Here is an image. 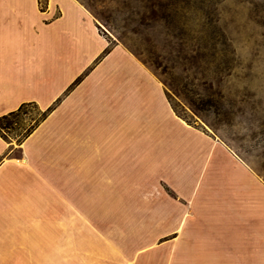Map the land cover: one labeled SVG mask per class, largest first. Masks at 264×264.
I'll return each mask as SVG.
<instances>
[{"label": "rangeland", "instance_id": "1", "mask_svg": "<svg viewBox=\"0 0 264 264\" xmlns=\"http://www.w3.org/2000/svg\"><path fill=\"white\" fill-rule=\"evenodd\" d=\"M76 1L108 43L96 62L116 45L125 48L160 83L176 115L201 138L208 137V142L196 141L210 152L214 142L224 145L248 170L249 180L226 175L223 169L229 165L223 157L210 160V174H199L210 154L204 161L198 153L184 160L185 152L196 150L179 142L177 160L161 153L158 160L146 162L142 177L130 172L123 183L127 192L103 190L100 178L91 184L84 176L80 191L73 192L76 162L66 159L72 145L54 142L38 154L26 152L25 133L45 110L29 104L3 120L0 130V264H178L185 258L174 256L175 250L196 248L208 249L209 257L191 259L208 264H230L232 259L235 264H264V0ZM46 5L42 10L40 0H0V42L47 45L43 52L51 65L64 25L50 24L60 10L46 14L50 0ZM100 42L94 43L96 49ZM64 53L58 80L38 81L35 72L28 74L33 77L17 82L12 100L0 103V113L22 96L50 98L81 72L65 91L87 74L74 99L115 91L141 97L156 89L137 80L141 72L122 49L111 51L92 70L93 62H83L88 51L65 48ZM17 61L14 66L22 64V58ZM124 76L130 80H121ZM67 109L68 104L59 107L30 147L63 123ZM98 131L103 138L104 126ZM153 147L145 144V151ZM41 173L55 180L69 177L66 192L57 191L63 186L52 187ZM228 248H239L243 255L211 257V249Z\"/></svg>", "mask_w": 264, "mask_h": 264}, {"label": "crops", "instance_id": "2", "mask_svg": "<svg viewBox=\"0 0 264 264\" xmlns=\"http://www.w3.org/2000/svg\"><path fill=\"white\" fill-rule=\"evenodd\" d=\"M55 9H59L60 13L49 21L50 24L54 25L61 22L64 26L62 31L63 35H59V38H57L56 47L58 53H54V56L52 55L53 64L49 65L50 57L47 52L46 54L43 52L44 46L47 45L40 44L37 47L38 44L32 42H27L26 44H15L10 41L0 42V103L11 101L12 95L10 93H12L11 91L15 88L17 82L20 80L23 82L27 81L29 79L28 77L31 79L33 76H29L28 74L32 72H35L37 76L34 79L38 81L58 80L60 74L64 72L65 48L72 50V53L77 49L80 52L81 50L88 51V53H84L85 60L83 62L85 66L93 62L90 70L97 67L105 57L109 56L111 51L122 49L123 53H125L124 55L141 72L137 76V80L142 82L146 81L152 85L150 86L151 88L154 87L156 89L151 94L146 95L149 97L148 100L145 98V95L141 97L140 95L129 97V93L127 92L126 94L125 91H115V94L104 95L97 93L93 98L92 94L91 96L90 94H85L83 99H74L76 95L75 89L86 79L87 74L74 89L68 93H65V91L71 81L75 80L82 73L80 71L81 73L79 72L80 74L78 76L76 74L67 79L62 85L61 90L54 93L50 98L40 97V95H26L12 101L13 104L8 109L3 110L0 116L18 109L24 102H36L42 109H47L54 105V109L50 114L24 139V146L28 155L38 154L41 149L54 142L56 145H72L73 150L71 156H68L66 159L76 162L74 164L75 168H73L76 174L70 179L72 183H76V187L71 190L73 192L80 191L83 176V180H88L91 184H96L98 182L97 178H100L99 182L101 185L103 183L105 187L103 190L127 192L129 186L123 183L128 182L126 176L130 172L138 173L142 177L146 168V162L158 160L161 157V153H169L173 159L177 160L176 145L179 142L185 146L188 144L190 150L191 148L196 150V152L192 153L185 152L184 160H193V158H196L192 157L193 154L197 155L198 153L204 161L206 160L204 155L210 154V158L206 161V168L203 165L204 168L199 174L207 175L211 172L209 166L210 160L212 159V164L218 162L223 157V160L227 162L226 164L230 168L223 169L226 175L231 177V179L241 178L245 181L249 180L248 170L242 167L243 165L240 159L224 145L214 142L210 152L206 146L204 147L201 144V141L199 143L196 141L202 136L176 115L160 83L125 48L116 45L96 62L105 53L108 43L98 32V27L94 19L84 6L76 0H50V8L46 14H52V11L54 12ZM42 12L44 13V11ZM60 37H62V40H60ZM97 40L102 41L98 49L94 47V43ZM38 48H40V54L37 51ZM72 53L71 58H73ZM19 57L22 58V64L20 65L19 63V66H14L16 64L18 65L16 62H19L17 61ZM121 80L129 81L130 79L124 76ZM67 104L68 109L63 118V123H59L53 127L49 135H41L36 145L30 147V143L32 144L33 138L39 131L48 121L53 117H57L60 113L59 107ZM101 125L105 129L103 138L98 133ZM145 130L148 131L146 132ZM130 137L135 138H131L132 140L129 142ZM201 139L208 142L207 136ZM1 142L2 137L0 134V147ZM135 142L137 143L136 147L138 150L135 153H131L132 147L136 144ZM145 144L154 147L148 149L149 152H146ZM31 159L36 160L38 158H33L32 156ZM130 161H134V163L129 164ZM222 165L224 166V164ZM184 175H186V172ZM40 176L43 179L49 178L52 181V187L63 186L62 189L60 187L56 188L57 191L67 190L66 186L70 182L68 180L69 177L67 178L65 175H62L59 180L57 178L55 180L54 176L49 173H41ZM66 181L69 182L66 184ZM212 236L230 237V234L219 233ZM211 250H215L211 252V257L239 258L243 255L239 248ZM209 252L206 248L175 250L174 256L185 258L176 260L178 264H183L182 261L186 262V264L194 261L197 264H208L209 261L206 262L202 259L194 260L191 258L209 257ZM232 260L229 263L235 264V260Z\"/></svg>", "mask_w": 264, "mask_h": 264}, {"label": "trees", "instance_id": "3", "mask_svg": "<svg viewBox=\"0 0 264 264\" xmlns=\"http://www.w3.org/2000/svg\"><path fill=\"white\" fill-rule=\"evenodd\" d=\"M40 4H41L42 10H45L47 7V5H46L47 0H40ZM29 104H34L38 109H41L40 106L36 102H24V103H22L18 109L13 110L7 114L0 116V130L2 131V129L4 128L3 123H2L3 120L7 119L9 116L18 115L21 112V110ZM53 109H54V105L43 110L42 111V117L40 119H37V121L27 130V132L25 133V136H28L50 114V112Z\"/></svg>", "mask_w": 264, "mask_h": 264}]
</instances>
